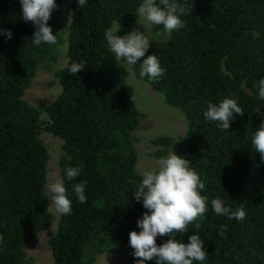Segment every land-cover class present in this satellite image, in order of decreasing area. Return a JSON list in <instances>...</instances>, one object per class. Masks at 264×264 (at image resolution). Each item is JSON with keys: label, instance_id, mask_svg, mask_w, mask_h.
<instances>
[{"label": "trees", "instance_id": "trees-1", "mask_svg": "<svg viewBox=\"0 0 264 264\" xmlns=\"http://www.w3.org/2000/svg\"><path fill=\"white\" fill-rule=\"evenodd\" d=\"M59 2L48 21L54 34ZM141 3L88 0L81 7L78 0L70 1L65 62L85 67L73 75L64 62L56 72L60 90L43 106L48 116L43 128L61 139L59 174L72 201L71 213L58 214L48 238L50 264H92L93 255L86 251L122 250L132 251L122 264L136 262L129 232L140 231L137 220L148 211L133 195L142 178L134 168L130 136L138 110L105 30L116 21L127 32ZM21 16L20 0H0V29L12 32L11 39L0 32V264L21 262L23 246L47 216V153L37 137L39 109L21 96L37 62L46 55L54 58L53 45L33 44L35 25ZM181 18L185 27L151 41L145 54L158 57L165 70L159 80L141 78V62L130 65L186 120L179 142L166 135L152 141L169 151L173 147L205 182L206 213L176 238L186 244L198 234L204 240L206 259L193 264H264V162L251 142L264 114V106L254 111L264 101L253 86L264 78V0H194L192 14ZM226 96H233L244 114L233 113L229 130H222L203 113L209 101L219 103ZM68 166L81 169L73 181L66 178ZM80 181H86L83 204L73 191ZM217 197L233 211L242 206L246 218L217 215L211 207ZM222 225L227 226L224 235L219 234ZM167 239L158 235L157 245Z\"/></svg>", "mask_w": 264, "mask_h": 264}, {"label": "clouds", "instance_id": "clouds-1", "mask_svg": "<svg viewBox=\"0 0 264 264\" xmlns=\"http://www.w3.org/2000/svg\"><path fill=\"white\" fill-rule=\"evenodd\" d=\"M87 2L88 0H78V6L82 7ZM20 4L21 18L35 25L33 44L55 45L57 36L48 21L53 9L57 7L56 0H20ZM193 8L194 0L192 3L189 0H142L136 15L153 26L163 25V30L171 34L185 27V21L181 17L191 15ZM119 27L117 24V27L105 30V38L115 59L123 60L129 65L141 62L139 76H147L152 81L159 80L165 70L158 57L154 54L145 55L150 48V38L135 28L125 35H117ZM0 32L11 39V30L0 29ZM64 67L76 75L84 69L85 64L65 62ZM253 86L258 89L259 99L264 101V78L254 82ZM262 106L264 104L257 105L254 111L259 113ZM233 113L242 116L244 110L233 96H226L219 103L209 101L203 115L207 121L217 122L222 130H229L230 121L235 119ZM261 115V123L252 133L251 142L255 152L260 154L261 162H264V114ZM179 138L178 136L176 142H179ZM65 172L67 180L73 181L80 175L81 169L68 166ZM85 185L86 181L73 185V191L81 204L86 203ZM204 189L205 182L190 167V161L178 155L173 147L166 156L158 159L154 169L143 172L133 195L137 201L142 200L143 207L148 211L143 214L142 219L137 220L140 231L129 232V244L134 250L135 264H145L149 260H154L155 264H193V261L206 259L204 240L198 234H191L186 244L176 238L177 234L187 232L188 225L206 213L209 198L201 195ZM48 190L56 211L64 215L70 214L72 201L68 197L64 179L56 178L48 185ZM211 207L217 215H224L229 219L243 221L246 218L242 206L233 211L219 197L211 199ZM195 227L198 229L200 224L196 223ZM226 228V225H222L219 234L224 235ZM158 235H167L169 239L157 245Z\"/></svg>", "mask_w": 264, "mask_h": 264}, {"label": "rangeland", "instance_id": "rangeland-1", "mask_svg": "<svg viewBox=\"0 0 264 264\" xmlns=\"http://www.w3.org/2000/svg\"><path fill=\"white\" fill-rule=\"evenodd\" d=\"M70 1L60 0L58 5L55 27L57 43L52 46L54 58L51 59L46 55L37 62L34 73L21 96L26 102L39 109L41 127L37 137L47 153L46 179L43 187V194L47 198V216L43 226L23 246V256L19 264L51 263L48 238L55 231L59 213L52 203L48 185L56 178H60L58 158L61 153V139L43 128L44 123L48 121L43 106L50 102L60 90L56 72L66 60V33L70 19ZM117 24L119 23L112 21L109 29L117 27ZM119 26L117 35H125L135 28L148 36L150 41L163 40L168 36V33L163 30V25L153 26L138 15L129 23L127 32L123 31L120 24ZM119 62L126 70L125 81L131 87V99L138 110V120L130 131V136L136 152L134 168L142 176L144 171L154 169L158 159L169 152V148L154 143L152 139L163 135L175 140L178 136L181 138L186 128V120L179 108L164 101L161 92L154 90L146 81L133 75L129 64L123 60ZM90 254L93 255L92 264H122L130 258L132 251L85 252V255Z\"/></svg>", "mask_w": 264, "mask_h": 264}]
</instances>
